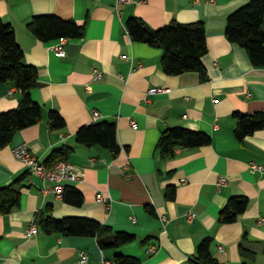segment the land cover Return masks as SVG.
<instances>
[{
    "label": "crops",
    "instance_id": "obj_1",
    "mask_svg": "<svg viewBox=\"0 0 264 264\" xmlns=\"http://www.w3.org/2000/svg\"><path fill=\"white\" fill-rule=\"evenodd\" d=\"M250 1L134 0L117 7L114 0H0V19L14 28L25 63L39 72L31 94L43 109L37 125L0 148V189L20 179L24 186L20 206L0 213V264H125L122 257L140 264H197L206 239L223 264H264V130L243 141L236 136L237 115L264 112V68L225 34L229 16ZM41 16L75 21L85 34L42 42L27 26ZM132 17L154 30L204 23L207 81L196 72L168 75L163 50L132 39ZM62 40L65 57L54 51ZM20 98L13 84L0 83V114L16 110ZM51 112L64 118L65 128L51 127ZM102 122L117 125L118 157L77 142L81 128ZM175 127L205 132L212 143L163 159L161 136ZM21 144L49 169L72 165L81 179L65 182L62 196L56 195L53 182L15 158ZM66 149V161L52 159ZM69 187L84 195L83 205L65 202ZM240 196L248 198V210L237 222L221 224L228 201ZM48 216L92 219L136 238L104 249L98 238L46 233L40 221Z\"/></svg>",
    "mask_w": 264,
    "mask_h": 264
},
{
    "label": "trees",
    "instance_id": "obj_2",
    "mask_svg": "<svg viewBox=\"0 0 264 264\" xmlns=\"http://www.w3.org/2000/svg\"><path fill=\"white\" fill-rule=\"evenodd\" d=\"M28 29L42 42L58 39L82 38L85 27L75 21H66L55 16L35 17L27 25ZM127 29L135 42L146 43L161 48L163 70L171 76L196 72L202 81H207V71L202 62L208 53L207 33L204 23L173 24L154 30L143 20L132 17ZM225 34L232 42L248 52L253 65L264 68V0H251L246 6L232 13L227 21ZM25 54L20 46L14 28L0 19V83L13 84L21 98L16 110L0 114V148L11 143L15 135L29 127L37 125L43 116L40 104L32 98V90L38 86L37 68L25 63ZM50 124L54 130L65 128L66 122L58 112H51ZM264 130V112L253 115H237L236 136L243 141L257 131ZM76 139L86 147L100 146L114 157L121 153L118 143V128L115 123L102 122L81 128ZM212 143L209 134L191 131L184 127H175L163 132L158 149L163 159H172L177 149H194ZM70 150L55 152V162L67 160ZM0 189V213L7 215L20 206L23 185L20 182ZM175 190L170 189L168 197L173 199ZM65 202L75 206L84 203V195L74 187H69L64 196ZM249 207L244 196L231 198L219 216L221 224L237 222ZM41 228L48 234L64 236L98 238L102 248H119L135 240V236L125 232H114L110 226L87 218L57 219L52 216L40 221ZM213 240L206 239L199 247L195 261L197 264H223L214 257ZM125 264H140V260L122 257Z\"/></svg>",
    "mask_w": 264,
    "mask_h": 264
},
{
    "label": "built area",
    "instance_id": "obj_3",
    "mask_svg": "<svg viewBox=\"0 0 264 264\" xmlns=\"http://www.w3.org/2000/svg\"><path fill=\"white\" fill-rule=\"evenodd\" d=\"M114 1L117 7L120 5L130 4L134 2V0H114ZM196 2H198V0H196ZM54 51L58 56L65 57L66 56L65 41L62 40L58 42L57 45L54 47ZM124 58L127 59L126 57ZM95 75L96 78H102L103 76V74L100 72H95ZM162 91L164 90L153 89L150 92L152 94H155ZM14 156L18 161L24 164V166L29 170L30 173H32L37 177H41L53 182L54 183L53 192L58 196H62L64 192L65 182H77L81 179L80 174L76 172L75 168L72 165L65 162H60L57 165H55L53 168L49 169L42 162H40V160L37 159L36 156H34L30 152L29 148L25 144H21L14 149ZM102 199L103 196H100L99 200ZM190 218L192 219L193 216H190ZM262 221H264V218L262 219ZM149 251L155 252L156 247L153 246L152 248L149 249ZM85 259L86 258L84 257V260Z\"/></svg>",
    "mask_w": 264,
    "mask_h": 264
}]
</instances>
